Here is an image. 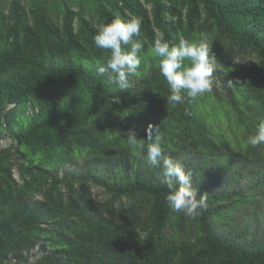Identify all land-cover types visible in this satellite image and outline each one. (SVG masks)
I'll use <instances>...</instances> for the list:
<instances>
[{"label": "trees", "instance_id": "trees-1", "mask_svg": "<svg viewBox=\"0 0 264 264\" xmlns=\"http://www.w3.org/2000/svg\"><path fill=\"white\" fill-rule=\"evenodd\" d=\"M117 17L141 20L124 90L96 71L111 54L97 26ZM157 32L212 43L211 92L167 105ZM261 121L264 0H0V264H264ZM149 124L206 196L199 216L174 212L162 167L132 155L125 133L147 146Z\"/></svg>", "mask_w": 264, "mask_h": 264}, {"label": "clouds", "instance_id": "clouds-1", "mask_svg": "<svg viewBox=\"0 0 264 264\" xmlns=\"http://www.w3.org/2000/svg\"><path fill=\"white\" fill-rule=\"evenodd\" d=\"M140 35L141 20L138 17H117L110 23L97 26L95 46L110 50L111 54L96 65V71L101 76L108 71L114 73L110 77L111 82L120 90L127 88L130 77L139 74L144 61L143 42L141 39H134ZM151 55L159 59L160 74L167 82L169 94L166 101L169 107L175 108L183 104L185 92L187 97L197 98L212 91L217 57L212 43L206 39L198 42L180 39L178 43H171L163 32H157ZM146 131L147 146L143 140L137 138L134 130L125 133L132 155L145 159L150 167H162L169 189L165 199L174 212L183 213L189 218L199 216L207 208V200L206 196L197 195L198 190L193 186L191 171H186L179 160L163 154L165 137L158 126L149 124ZM248 143L253 147L264 144V121L248 137Z\"/></svg>", "mask_w": 264, "mask_h": 264}, {"label": "rangeland", "instance_id": "rangeland-1", "mask_svg": "<svg viewBox=\"0 0 264 264\" xmlns=\"http://www.w3.org/2000/svg\"><path fill=\"white\" fill-rule=\"evenodd\" d=\"M245 62H248V59H246ZM9 144H10V141L8 139H2V140H0V148L6 147ZM76 164L77 165L78 164L80 165L81 162L78 160V162H76ZM69 167L70 168H73L74 167V164L69 165L68 168ZM14 176L17 177V172L16 171H14ZM90 192H91L92 197L94 198V203L95 204L96 203L98 204V203L104 201L105 198L108 196V195H106V192L101 187L94 186V185L93 186L90 185Z\"/></svg>", "mask_w": 264, "mask_h": 264}]
</instances>
